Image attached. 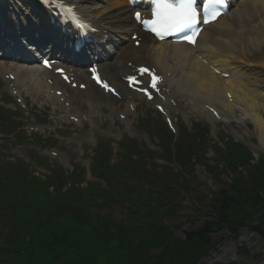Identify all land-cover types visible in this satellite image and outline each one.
<instances>
[{"label": "trees", "instance_id": "16d2710c", "mask_svg": "<svg viewBox=\"0 0 264 264\" xmlns=\"http://www.w3.org/2000/svg\"><path fill=\"white\" fill-rule=\"evenodd\" d=\"M227 148V163L235 180L226 190L214 194L209 205L223 226L236 233L238 225L251 219L258 209L264 210V162L253 165L249 152L243 157L241 147L231 143ZM231 156H235V161ZM37 189L46 191L36 180L31 190L38 192ZM73 189L47 198L41 212L25 204L15 208L13 218L23 231L22 236L16 231L6 241L10 261L16 258L18 264H198L214 246L209 237L213 223L205 221L203 228L187 233L184 242L161 220V216L172 214L171 206H165L161 215L147 205L146 193L128 190L127 197L138 209L128 218L134 217L135 221L114 223L100 211L101 206L92 202L90 194L78 187ZM57 222H71L81 229L62 230ZM255 229L264 239L262 225ZM154 249L159 253L153 254Z\"/></svg>", "mask_w": 264, "mask_h": 264}, {"label": "bare ground", "instance_id": "6f19581e", "mask_svg": "<svg viewBox=\"0 0 264 264\" xmlns=\"http://www.w3.org/2000/svg\"><path fill=\"white\" fill-rule=\"evenodd\" d=\"M67 1L74 3L85 17L104 28H109L110 24L117 21L118 30L135 29L130 19V8L126 2L116 0ZM33 3H35L34 0ZM232 7L228 15L232 17L231 21H228V17H224L217 22L214 28L205 29L200 41L203 44L199 46V54L206 58L214 68L234 73L235 76L223 78L220 74L214 73L201 64L192 50L185 45L158 43L145 34H141L145 40L139 48H133L132 55H126L121 50L116 51L113 58L120 63L130 58H147L148 63L150 62L161 72L166 67H171L173 78H168V82L172 85V90L174 88L179 90L180 83L190 93L194 92L195 95L192 97L194 102L191 105L196 106L197 102H200V105L208 103L214 106L219 110L221 117H227V124L231 131H237L242 135V130L247 132V122L253 123L255 134L260 140L258 149L264 151V0H235ZM243 15L249 17L246 22L242 19ZM120 21H128L129 25L122 26ZM170 49L176 52L178 60L176 56L170 54ZM245 63H249L248 68H244ZM36 65L35 61H31L24 67H29L27 70L31 72H39L40 69ZM192 65L196 68L195 71H191ZM12 67H7L6 72L14 73L19 79L21 77L19 71L24 68ZM102 70L107 78L115 79L112 65H103ZM239 70L247 71V75L243 78ZM185 99L188 101L189 96ZM199 112L213 119L204 110Z\"/></svg>", "mask_w": 264, "mask_h": 264}, {"label": "rangeland", "instance_id": "374dc122", "mask_svg": "<svg viewBox=\"0 0 264 264\" xmlns=\"http://www.w3.org/2000/svg\"><path fill=\"white\" fill-rule=\"evenodd\" d=\"M15 8L18 10L17 6ZM148 115L149 113L147 116ZM140 116L142 117L144 114L141 113ZM191 121L192 123L198 122L203 128H207L206 130L209 134V140H211L212 137L216 140L218 137H222L224 135L223 126H220L216 122H211L209 119L205 118L199 113L193 115ZM246 131L247 132H244L242 130L244 140L250 141L253 144H259L258 137L255 134L254 125L248 123ZM258 154L263 153L260 152ZM211 155L212 153L210 152L208 156ZM198 173L200 174L201 178L199 175H197ZM192 176L193 191L191 194H189V196H191V203L196 200L197 193L202 192L203 194L210 196L212 191H215L220 187V184L214 183L210 175L201 166H199L197 171L195 170V173ZM202 178H204V180ZM180 200L185 201L186 199L180 196ZM203 204L204 205L202 208L205 209L207 201L205 200ZM181 205L182 209L177 214V218L168 221L171 226H180L179 229L175 230L178 235H181L182 231L188 232L201 227L205 213L204 209H202L199 213L193 214L192 210L189 209L190 207H186L182 203ZM124 211L125 209L122 208V206L115 205L112 209V217L115 220H119ZM211 239L215 242H219V244L217 245V249L212 252L207 259L203 260V264H232L234 262L236 264H264V242L258 235L253 233L248 228H243L237 239L231 238L228 234V231L226 230H215L211 234ZM243 247L246 248L248 252L246 256L242 255L240 252V248Z\"/></svg>", "mask_w": 264, "mask_h": 264}, {"label": "snow or ice", "instance_id": "6c2138e0", "mask_svg": "<svg viewBox=\"0 0 264 264\" xmlns=\"http://www.w3.org/2000/svg\"><path fill=\"white\" fill-rule=\"evenodd\" d=\"M135 3V0H130ZM225 0H204L203 4V19L204 24H208L214 20L220 13L217 5L224 4ZM153 8L151 12V19H142L141 13L136 12L135 18L138 22L144 24L148 30L152 31L158 38H163L164 35L170 33H182L185 29L189 32L182 36V39L189 43H195L194 37L198 35V10L195 7V0H152ZM47 64V61H45ZM60 71V70H58ZM141 71H149L142 69ZM134 77H129L133 81ZM158 77H152V87H155V82ZM98 82H100L98 80ZM107 88V84L103 85ZM147 92V89H144Z\"/></svg>", "mask_w": 264, "mask_h": 264}]
</instances>
